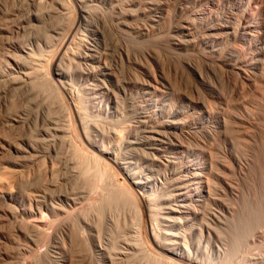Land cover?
<instances>
[{
	"label": "rangeland",
	"instance_id": "374dc122",
	"mask_svg": "<svg viewBox=\"0 0 264 264\" xmlns=\"http://www.w3.org/2000/svg\"><path fill=\"white\" fill-rule=\"evenodd\" d=\"M82 1L2 0L0 3V78L7 80L0 82V177L2 178V180L0 178V185L11 189L13 193L11 201L3 200L0 197V264H56V262L98 264L100 260L103 264H112L114 260L115 264H138L139 261V264H145L146 259L147 263L151 264L150 260H155L154 257H151L154 255H157L158 258L163 257V259L160 258L161 261H159L157 258L153 263L164 264L167 261L168 263L165 264H170L167 257L161 256L162 252L159 249L149 246L144 240L141 222L145 221L146 223V219L150 220L156 229L165 230L163 232L170 231V233L167 232V235L172 239L182 228L188 231L187 233L190 232V238L187 240L188 250L192 252L191 254H196L197 257H202L203 254L202 258H204L210 251L213 252V244L217 245V241L223 237L226 244L225 259L229 256L228 261L239 262L238 260L247 257L244 254L263 255L264 172L257 170L258 155L260 154V147L257 145L259 146L258 143L262 139L264 142V137L259 138L255 127L256 104L253 103L255 100L251 94L248 95L249 91L244 85L243 88L241 87L240 78H236L235 73L228 70L224 63L240 62L245 69L254 72L258 56L256 54L258 42L247 44L239 37H234L232 30L235 29V25V27L238 26L240 18H246V23L250 20L253 27L260 30L261 26L257 24L259 21L257 18L264 14V11L261 10H264V0H260L261 2L256 0V10L259 12L256 11L255 15L252 14L253 18L250 14L240 12L243 9L239 8L236 11L232 9L231 5L237 0ZM70 2H74L75 4L72 3L74 6L80 2L82 8L87 9V13L84 10L83 15L85 16L77 30L78 35L73 36L75 39L72 38L69 42L70 45L68 43L67 50L64 48L59 50L60 41L58 40H62L60 36L64 35L68 25L67 20L72 18L70 13H74L73 17L76 16V7ZM241 2L248 3V0L247 2L241 0ZM249 3H252V0H249ZM176 5L182 7L180 8L182 12L179 11L182 17L179 24L183 26L187 24L186 27L188 26L187 28L190 29L188 36L174 28L177 22V18L174 19ZM71 9L74 11L71 12ZM231 11L233 12L231 13ZM65 12H69L71 17L70 15L67 17ZM261 13L263 14L260 15ZM61 15L65 18L64 21ZM235 17L236 19L233 20ZM60 22L63 24L61 25ZM213 22H218L221 26L223 24L222 28L213 29V31L208 29L206 26ZM259 23L262 25V21ZM255 29L253 28L254 33ZM135 30L140 31L137 33ZM54 45L57 46L55 47L57 55L53 48ZM247 47L251 49L249 50ZM30 51L32 55H30ZM49 52H53L52 56L53 54L59 56L56 63L61 76L51 73L49 69L47 71L48 65L43 67V56L50 59ZM7 53H11V56L6 55ZM14 55L17 62L13 59ZM70 57L72 59L68 60ZM47 59L45 62H49ZM25 60L30 61V64L25 63ZM45 62L44 66L48 64ZM24 71L33 72L30 76L31 80L25 81L27 84L22 80ZM46 71L50 74L47 75ZM42 74L47 75L48 79ZM15 79L19 80H16L18 83L15 82ZM231 89L233 92L230 91ZM107 91L112 97L108 103ZM206 106L208 107L206 108ZM66 107L71 108L69 112H74L70 113L72 116H69V112H67L69 109ZM83 109L84 112H81ZM149 116H153V119L150 120ZM72 117L75 118V121ZM80 117L84 122L79 120ZM247 118L248 120H246ZM239 120H241L242 126ZM244 121L247 124H244ZM165 122L170 123L167 125ZM241 127L246 128L242 131ZM95 147H109L108 149L112 153L99 155ZM228 151L237 157H246L249 164L246 170L249 171L245 170L244 173L247 178L243 175L237 178L238 182L234 177L235 174L224 168L223 156ZM98 156L105 157L103 159H107L106 162L109 161L110 164H113V160L117 159L116 164L114 163V166L106 164ZM97 157L100 162L95 166L99 161ZM166 157L172 160L166 162ZM179 161L190 167L200 165L204 172L210 173V183L214 186L210 190L212 193L210 200L206 201L208 205H204L207 210L213 207L222 212V207L225 206L230 208L229 210L226 208L230 214L234 213H232L233 217L226 212L221 213L223 220L219 226H214L210 243L206 239V230L202 231V237L198 239V230L192 225L195 212L192 192V181L194 180L185 181L187 179L185 175H191L193 171L189 170L182 174L175 173V166ZM100 164H104L106 169L104 170L103 166L101 168ZM122 165L130 170L133 180L137 181L136 183L132 184L126 178L120 169ZM109 166L113 168L111 169ZM79 169L81 170L79 171ZM230 172L233 173V176ZM262 172L263 174H261ZM184 176L185 178L182 180L181 178ZM231 177H234V180ZM122 179L124 181L126 179L125 185ZM228 180L231 184L236 180L240 186L235 184L237 183L235 181L233 183L235 184L233 186H236L234 190H227L225 185L229 183ZM125 190L130 193L127 194ZM232 191L238 194L235 195L236 193ZM141 192L150 198L146 212L138 198L142 194ZM131 194L136 196L135 201L138 200L139 203L133 202L134 196H131L133 201L128 198ZM127 195L129 196L127 197ZM155 204L157 205L155 206ZM150 205L154 208L152 209ZM173 207L175 208L172 209ZM172 210H176V213H170ZM15 214L19 216L14 217ZM33 216L41 220L39 228L31 227L29 219L35 218ZM163 216L166 217L163 218ZM19 217H22L20 221ZM167 217L172 221L165 222ZM22 220L23 222H21ZM180 220L183 221L182 226L178 227ZM240 220L243 221L240 223ZM99 221L102 222L103 228ZM234 226L238 227L234 228ZM101 229L102 232L99 231ZM244 230L249 231L245 233ZM236 235L240 238H237ZM64 241L65 244H63ZM113 241L115 247L112 244ZM230 246L231 248H229ZM195 250L197 253L194 252ZM197 250L202 253L200 254ZM231 250L233 252H230ZM148 254H153L150 256V260ZM237 258L240 259L237 260Z\"/></svg>",
	"mask_w": 264,
	"mask_h": 264
},
{
	"label": "bare ground",
	"instance_id": "6f19581e",
	"mask_svg": "<svg viewBox=\"0 0 264 264\" xmlns=\"http://www.w3.org/2000/svg\"><path fill=\"white\" fill-rule=\"evenodd\" d=\"M1 1L2 0H0V3H1ZM27 1H29V0H27ZM66 1H68L69 2V0H66ZM77 1V0H76ZM84 1V0H83ZM82 1V2H83ZM122 1V0H121ZM196 1V0H195ZM207 1H209V0H207ZM258 1V0H257ZM257 1L256 0H252V3H249V0H248V3H243V2H241V0H237L236 2H233V4H232V2H231V7H232V9L234 10L235 9V11L237 10V9H243V11H241L240 10V12H243V13H247L248 15L250 14V16H252V14L253 15H255L254 13L256 12V11H258L259 12V10H256L257 9V6L255 5V3L257 4ZM13 2V1H12ZM11 2V3H12ZM39 2V1H38ZM57 2H58V0H57ZM62 2V1H61ZM212 2H214V1H212ZM246 2H247V0H246ZM251 2V1H250ZM259 2H261L260 0H259ZM263 2V1H262ZM22 3V2H21ZM39 3H41V2H39ZM49 3V2H48ZM66 3V2H65ZM71 4L72 3H74V2H70ZM69 3V4H70ZM85 3V2H84ZM88 3V2H87ZM98 3V2H97ZM183 3V2H182ZM215 3V2H214ZM42 4V3H41ZM70 4V5H71ZM75 4V3H74ZM74 4H72L73 6H74ZM77 5L76 6H74V7H76V16L75 17H73V14L72 13H70L71 15H72V18H71V20L69 21V20H67L68 21V23L65 21V23H67L68 25L66 26V29H65V32H64V35L62 36H60V38H62V40H58V41H60V44H59V50L61 49H66L67 50V48H66V46H68V43L72 40V38H73V36L75 35V34H77L78 35V32H77V30H79V27H80V25H81V23H82V20H83V18H84V16L85 15H83V13H84V10L85 9H83L82 8V5H81V3L80 2H77L76 3ZM83 4V3H82ZM253 4V5H252ZM261 4V3H260ZM39 5V4H38ZM83 5H86V4H83ZM118 5V4H117ZM230 5V4H229ZM262 5V4H261ZM260 5V6H261ZM42 6V5H41ZM68 6V5H67ZM5 7V6H4ZM14 7V6H13ZM39 7V6H38ZM37 7V8H38ZM45 7V6H44ZM65 7V6H64ZM92 7V6H91ZM229 7V6H228ZM227 7V8H228ZM262 7H263V5H262ZM6 8V7H5ZM31 8V7H30ZM29 8V9H30ZM69 8H72L71 6H69ZM112 8V7H111ZM180 8H182V7H179V6H175V8H174V19H176L177 18V22H176V24L174 25V28L175 29H178V30H180V31H182V32H184L185 33V35L186 36H188L189 34H190V29L189 28H187L186 27V25L185 26H183V25H180L179 24V21H181V16H180V14H179V11H180ZM14 9V8H13ZM54 9V8H53ZM73 9H75V8H73ZM99 9H100V7H99ZM99 9H98V11H99ZM231 9V10H232ZM260 9H261V7H260ZM20 10V9H19ZM36 10V9H35ZM40 10V9H39ZM55 10V9H54ZM53 10V11H54ZM165 10V9H164ZM181 10H183V9H181ZM262 10V12L264 11L263 9H261ZM48 11H50V10H48ZM71 12H73L72 11V9L70 10ZM87 11V9L85 10V12ZM226 11H227V9H226ZM56 12V11H55ZM101 12V11H100ZM138 12V11H137ZM180 12H182V11H180ZM202 12V11H201ZM233 11H231V13H232ZM65 13H67V12H65ZM69 13V12H68ZM66 14V16L67 17H69V15L70 14ZM87 13V12H86ZM108 13V12H107ZM102 14V13H101ZM229 14V13H228ZM259 14V13H258ZM263 13H261L260 15H262ZM29 15V14H28ZM63 15H64V12H63ZM63 15H61L62 17V20L63 19H65V18H63ZM71 15H70V17H71ZM182 15V14H181ZM230 15V14H229ZM18 16V15H17ZM66 16H64V17H66ZM97 16V15H96ZM109 16V15H108ZM112 16V15H111ZM165 16V15H164ZM234 16V15H233ZM249 16V17H250ZM263 16H264V14H263ZM262 16V17H263ZM231 17V16H230ZM237 17V16H236ZM236 17L233 19V20H235L236 19ZM262 17H260V18H257L260 22L262 21V25H261V23H259V21H258V23L257 24H260V26H261V29L260 30H256L255 29V27H253V24L252 23H250L248 20V23H246V18L245 19H242V18H240L239 19V17H238V19H239V22H238V26L237 27H235L234 26V28L235 29H233L232 31H233V35H234V37L236 36V37H239L240 39H242V41H244V42H246L247 44H251V42H255V41H257L258 42V48L256 49L257 50V53L256 54H258V56H257V58H256V62H255V70H254V72L252 73V72H250V71H248L247 69H245L244 67H243V65L241 66V63L240 62H235V61H233V62H222V63H224L225 64V66L227 67V69L228 70H230V71H232V72H234L235 73V77L237 78H240V82H241V87L243 88V85H244V87H246L247 89V91H249L248 92V95L249 94H251L252 95V97H253V99L255 100V102H253L254 104H256V112L254 113L255 114V118H256V123H255V127H256V129H257V133L259 134V138H262V137H264V26H263V22H264V17L262 18ZM108 18V17H107ZM233 18V17H232ZM251 18H253V16L251 17ZM59 19V18H58ZM184 19V18H183ZM5 20V19H4ZM61 20V22H63ZM86 20V19H85ZM231 20V19H230ZM135 21V20H134ZM183 21V20H182ZM252 21V20H251ZM11 22V21H10ZM60 22V23H61ZM96 22V21H95ZM235 21H233V23H234ZM236 23V22H235ZM63 23H61V25H62ZM85 24V23H84ZM184 24V23H183ZM256 24V23H255ZM53 25V24H52ZM96 25V24H95ZM109 25V24H108ZM138 25V24H137ZM165 25V24H164ZM171 25V24H170ZM222 26H223V24H222ZM222 26H221V24L220 23H218V22H213V23H209V25H207L206 27L208 28V29H211L212 31H213V29L215 30V29H217L218 30V28H222ZM259 26V25H258ZM257 26V27H258ZM99 27V26H98ZM108 27V26H107ZM115 27V26H114ZM56 28V27H55ZM61 28H63V26H61ZM64 28H65V26H64ZM224 28H227V27H224ZM230 28V27H229ZM228 28V29H229ZM253 28L255 29V33L253 32ZM61 30V29H60ZM115 30V29H114ZM217 30H216V32H217ZM63 31H64V29H63ZM101 31V30H100ZM106 31V30H105ZM112 31H113V29H112ZM137 33H138V31H140V30H135ZM134 31V32H135ZM103 32V31H102ZM135 32V33H136ZM211 32V31H210ZM209 32V33H210ZM215 32V33H216ZM225 32V31H224ZM229 32V31H228ZM227 32V33H228ZM113 33V32H112ZM60 34V33H59ZM142 34H143V32H142ZM14 35V34H13ZM25 35V34H24ZM30 35V34H29ZM105 35V34H104ZM176 35V34H175ZM192 35V34H191ZM232 35V36H233ZM3 36H5V35H3ZM55 36V35H54ZM231 36V37H232ZM78 37V36H77ZM233 37V38H234ZM163 38V37H162ZM238 38V39H239ZM56 39V38H55ZM59 39V38H58ZM73 39H75V38H73ZM126 39V38H125ZM229 39V38H228ZM237 39V38H236ZM237 39V40H238ZM54 40V39H53ZM106 40V39H105ZM114 40V39H113ZM7 41H9V40H7ZM42 41V40H41ZM57 41V42H58ZM74 41H76V40H74ZM74 41H73V43H74ZM91 42V41H90ZM116 42V41H115ZM9 43V42H8ZM28 43V42H27ZM32 43V42H31ZM72 43V42H71ZM78 43H79V41H78ZM245 43V44H246ZM4 44V43H3ZM29 44V43H28ZM27 44V45H28ZM75 44V43H74ZM83 44V43H82ZM84 44H85V42H84ZM255 44V43H254ZM253 44V46H255ZM32 45V44H31ZM69 45H70V43H69ZM78 45V44H77ZM94 45V44H93ZM86 46V45H85ZM100 46V45H99ZM247 46V45H246ZM253 46H250V47H253ZM257 46V45H256ZM3 47V46H2ZM34 47V46H33ZM55 47H57L56 45H54V47L53 48H55ZM87 47V46H86ZM24 48V47H23ZM46 48V47H45ZM53 48H51L52 50H53ZM70 48V47H69ZM88 48V47H87ZM248 48V47H247ZM255 48V47H254ZM30 49H32V48H30ZM34 49V48H33ZM51 49H49L50 51H51ZM83 49V48H82ZM115 49V48H114ZM119 49V48H118ZM249 49V48H248ZM251 49V48H250ZM249 49V50H250ZM1 50V49H0ZM26 50V49H25ZM24 50V51H25ZM57 49L55 48V51H56ZM58 50V52H61V51H59ZM111 50V49H110ZM113 50V49H112ZM155 50V49H154ZM253 50V49H252ZM54 51V52H55ZM83 51H85V50H83ZM148 51V50H147ZM35 52V51H34ZM44 52V51H43ZM65 52V51H64ZM86 52V51H85ZM120 52V51H119ZM245 52V51H244ZM243 52V53H244ZM50 53V59H49V57H48V59H49V62H47L48 64H46V62H45V59H47V57L45 58V55L43 56L44 57V62H45V66H44V62H42L43 63V67L45 68L47 65L49 66V68H47L46 67V70L47 71H51V73H53V74H56V75H58V76H61V74L59 73V70H58V68H57V63H56V60L57 59H59V56H56L58 53H57V51H56V55L55 54H53V56L51 55V53H53V52H49ZM72 53V52H71ZM79 53H80V51H79ZM99 53H101V52H99ZM161 53V52H160ZM221 53V52H220ZM11 54V53H10ZM10 54H6V55H9V56H11ZM19 54V53H18ZM29 54V53H28ZM34 54V53H33ZM87 54V53H86ZM112 54H115V53H112ZM118 54V53H117ZM116 54V55H117ZM162 54V53H161ZM30 55H32L31 54V51H30ZM30 55H28V56H30ZM63 55V54H62ZM96 55V54H95ZM166 55V54H165ZM238 55V54H237ZM15 56V55H14ZM80 56V55H79ZM87 56V55H86ZM90 56V55H89ZM94 56V55H93ZM96 56H99V55H96ZM101 56V55H100ZM109 56V55H108ZM111 56V55H110ZM114 56V55H113ZM119 56V55H118ZM147 56V55H146ZM160 56V55H159ZM181 56V55H180ZM243 56V55H242ZM24 57V56H23ZM33 58H34V56H32ZM41 57V56H40ZM43 57H41V58H43ZM61 57V56H60ZM81 57H82V55H81ZM106 57V56H105ZM116 57V56H115ZM197 57V56H196ZM2 58V57H1ZM21 58V57H20ZM30 58H31V56H30ZM39 58V57H38ZM40 58V60H43V59H41ZM62 58V57H61ZM101 58V57H100ZM130 58V57H129ZM128 58V59H129ZM14 60L16 59V56L13 58ZM26 59V58H25ZM47 59V60H48ZM69 59H72V57H70V58H68V60ZM75 59V58H74ZM114 59V58H113ZM116 59V58H115ZM173 59V58H172ZM181 59V58H180ZM222 59V58H221ZM238 59V58H237ZM242 59V58H241ZM3 60V59H2ZM9 60V59H8ZM17 60V59H16ZM15 60V62H17ZM19 60V59H18ZM26 60H28V59H26ZM25 60V63L27 62ZM30 60V59H29ZM112 60V59H111ZM249 60V59H248ZM73 61V60H72ZM104 61V60H103ZM230 61V60H229ZM236 61H238V60H236ZM241 61V60H240ZM7 62V61H6ZM11 62V61H10ZM19 62H20V60H19ZM30 61H28L27 63H29ZM33 62V61H32ZM78 62V61H77ZM99 62V61H98ZM124 62V61H123ZM171 62V61H170ZM207 62V61H206ZM242 62V61H241ZM67 63V62H66ZM69 63H71V61H69ZM198 63V62H197ZM219 63H221V61H219ZM240 63V64H239ZM18 64V63H17ZM21 64V63H20ZM30 64V63H29ZM28 64V65H29ZM142 64V63H141ZM6 65H8V63H6ZM10 65V64H9ZM61 65V64H60ZM72 65V64H71ZM222 65V64H221ZM31 66V65H30ZM105 66H106V64H105ZM117 66V65H116ZM149 66V65H148ZM224 66V65H223ZM11 67V66H10ZM19 67V66H18ZM29 67V66H28ZM32 67V66H31ZM43 67H42V69H43ZM60 67V66H59ZM62 67V66H61ZM3 68V67H2ZM71 68V67H70ZM98 68L100 69V67H99V65H98ZM126 68V67H125ZM150 68V67H149ZM198 68V67H197ZM41 69V70H42ZM49 69V70H48ZM61 69V68H60ZM94 70H95V68H93ZM153 69V68H152ZM175 69V68H174ZM216 69V68H215ZM22 70H23V68H22ZM154 70V69H153ZM27 71V70H26ZM44 71H45V69H44ZM43 71V72H44ZM46 71V73H47V75H48V73L49 72H47ZM57 71V72H56ZM96 71V70H95ZM124 71V70H123ZM227 71V70H226ZM22 72V71H21ZM25 72V71H24ZM23 72V73H24ZM29 72H31V71H28V72H25L24 74H23V78H22V80H23V82H28V80H31L30 79V76H31V74L34 72V70H33V72L32 73H29ZM40 72V71H39ZM92 72V71H91ZM223 72V71H222ZM1 73V72H0ZM42 73V72H41ZM125 73V72H124ZM136 73V72H135ZM150 73H151V71H150ZM199 73V72H198ZM202 73V72H201ZM227 73H228V71H227ZM13 74V73H12ZM19 74V73H18ZM43 74H45V73H43ZM42 74V75H43ZM50 74V73H49ZM129 74V73H128ZM133 74V73H132ZM11 75V74H10ZM21 75V74H20ZM36 75V74H35ZM35 75H32L33 77L35 76ZM41 75V76H42ZM47 75H43L44 77H46ZM168 75V74H167ZM231 75H233V74H231ZM37 76V75H36ZM42 76V77H43ZM143 76V75H142ZM201 76V75H200ZM209 76V75H208ZM223 76V75H222ZM1 77V76H0ZM10 77H12V76H10ZM20 77H22V75L20 76ZM71 77V76H70ZM136 77V76H135ZM202 77V76H201ZM211 77V76H210ZM235 77H234V79H235ZM15 78V75H14V77H13V79ZM41 78V77H40ZM47 79H48V77H46ZM52 77L50 76V79H51ZM10 79V78H9ZM12 79V80H13ZM46 79V80H47ZM117 79V78H116ZM4 79H2L1 80V78H0V82L1 81H3ZM6 80V79H5ZM4 80V81H5ZM19 81L18 79H15V82L16 83H18L17 81ZM39 80H41V79H39ZM53 80H54V78H53ZM61 80V79H60ZM59 80V81H60ZM125 80V79H124ZM129 80V79H128ZM131 80H132V78H131ZM192 80V79H191ZM3 81V82H4ZM7 81V80H6ZM14 81V80H13ZM52 81V80H51ZM62 81V80H61ZM126 81V80H125ZM185 81V80H184ZM237 81H238V79H237ZM11 82V81H10ZM25 82V83H26ZM29 82H32V81H29ZM56 82V81H55ZM54 82V83H55ZM239 82V83H240ZM85 83V82H84ZM238 83V84H239ZM6 84V83H5ZM27 84V83H26ZM57 84V83H56ZM60 84H63L62 82H60ZM146 84V83H145ZM197 84V83H196ZM215 84V83H214ZM228 84V83H227ZM10 85V84H9ZM24 85V84H23ZM22 85V86H23ZM55 85V84H54ZM225 85V84H224ZM100 86H102V85H100ZM27 87V86H26ZM60 87V86H59ZM59 87H57V88H59ZM105 87H106V85H105ZM154 87V86H153ZM66 88H67V86H66ZM65 88V89H66ZM109 87H107V89H108ZM125 88V87H124ZM156 88H158L157 87V85H156ZM173 88V87H172ZM4 89V88H3ZM6 89V88H5ZM56 89V88H55ZM245 89V88H244ZM243 89V90H244ZM31 90V89H30ZM72 90V89H71ZM109 90V89H108ZM242 90V89H241ZM3 91V90H2ZM111 91V90H110ZM174 91V90H173ZM231 92H233L232 91V89L230 90ZM246 91V92H247ZM58 92H59V90H58ZM63 92V91H62ZM103 92V91H102ZM105 92V91H104ZM108 92V91H107ZM106 92V94H107V103L108 102H110L111 101V99H112V97L110 96V94H109V92L107 93ZM116 92V91H115ZM118 92V91H117ZM73 93V92H72ZM14 94V93H13ZM81 94V93H80ZM99 94V93H98ZM204 94V93H203ZM224 94V93H223ZM15 95V94H14ZM14 95H12V96H14ZM64 95H65V93H64ZM100 95V94H99ZM70 96V95H69ZM115 96V95H114ZM61 97V96H60ZM73 97H74V95H73ZM81 97V96H80ZM162 97V96H161ZM175 97V96H174ZM227 97V96H226ZM251 97V98H252ZM75 98V97H74ZM95 98V97H94ZM96 98H98V97H96ZM195 98V97H194ZM204 98V97H203ZM20 99V98H19ZM72 99V98H71ZM103 99V98H102ZM119 99V98H118ZM123 99V98H122ZM26 100V99H25ZM65 100V99H64ZM68 100H70V99H68ZM76 100V99H75ZM100 100V99H99ZM117 100V99H116ZM192 100V99H191ZM245 100V99H244ZM73 101V100H72ZM91 101V100H90ZM98 101V100H97ZM193 101V100H192ZM245 101H247V100H245ZM70 102V101H69ZM242 102V101H241ZM17 103V102H16ZM76 103V102H75ZM75 103H74V105H75ZM106 103V104H107ZM232 103H234V102H232ZM250 103V102H249ZM206 104V103H205ZM210 104V103H209ZM213 104V103H212ZM1 105V104H0ZM6 105V104H5ZM13 105V104H12ZM70 105V104H69ZM78 105V104H77ZM117 105V104H116ZM246 105V104H245ZM15 106V105H14ZM132 106V105H131ZM228 106V105H227ZM19 107V106H18ZM70 107H72V106H70ZM76 107V106H75ZM88 107V106H87ZM101 107V106H100ZM208 106H206V108H207ZM211 107V106H210ZM22 108V107H21ZM66 108H68V107H66ZM245 108V107H244ZM69 109V108H68ZM67 109V110H68ZM71 109V108H70ZM70 109L67 111V112H69L70 111ZM77 109V108H76ZM75 109V110H76ZM98 109V108H97ZM210 109H213V108H210ZM246 109V108H245ZM247 109H248V107H247ZM78 110V109H77ZM96 110V109H95ZM103 110V109H102ZM0 111H1V109H0ZM43 111V110H42ZM72 111V110H71ZM241 111V110H240ZM249 111H250V109H249ZM23 112V111H22ZM65 112V111H64ZM81 112H84V109L83 110H81ZM254 112V111H253ZM70 113H74L73 111L72 112H69V116L71 115ZM80 113V112H79ZM149 113V112H148ZM222 113V112H221ZM234 113V112H233ZM250 113V112H249ZM18 114V113H17ZM122 114V113H121ZM38 115H39V113H38ZM80 115V114H79ZM83 115V114H82ZM224 115V114H223ZM246 115V114H245ZM247 115H248V113H247ZM72 116V115H71ZM73 116H74V114H73ZM86 116V115H85ZM249 116V115H248ZM247 116V117H248ZM12 117V116H11ZM33 117V116H32ZM48 117V119H49V116H47ZM52 117V116H51ZM88 117V116H87ZM246 117V116H245ZM22 118V117H21ZM30 118V117H29ZM72 118H74V117H72ZM71 118V119H72ZM81 118V117H80ZM79 118V120H82V118L80 119ZM84 118V117H83ZM148 118H150V120H152L153 119V116H149ZM155 118V117H154ZM252 118V117H251ZM36 119V118H35ZM67 119H69V120H71L70 118H67ZM87 119V118H86ZM100 119V118H99ZM242 119H244V118H242ZM14 120H17V119H14ZM19 120V119H18ZM34 120V119H33ZM68 120V121H69ZM89 120V119H88ZM246 120H248V118L246 119ZM12 121V120H11ZM37 121V120H36ZM55 121V120H54ZM74 121H75V118H74ZM87 121V120H86ZM94 121V120H93ZM241 120H239V122H240ZM3 122V121H2ZM8 122V121H7ZM6 122V123H7ZM82 122H84L83 120H82ZM90 122V121H89ZM96 122V121H95ZM251 122V121H250ZM249 122V123H250ZM253 122V121H252ZM251 122V123H252ZM13 123V122H12ZM35 123H39V122H35ZM54 123V122H53ZM55 123H56V121H55ZM127 123V122H126ZM168 123H170V122H165V124H167V125H169ZM248 123V124H249ZM30 124V123H29ZM70 124H71V121H70ZM115 124V123H114ZM244 124H247V123H245V121H244ZM243 124V125H244ZM4 125V124H3ZM38 125V124H37ZM48 125V124H47ZM53 125V124H52ZM102 125V124H101ZM231 125V124H230ZM240 125L242 126V122H240ZM35 126V125H34ZM118 126V125H117ZM248 126V125H247ZM246 126V127H247ZM3 127V126H2ZM29 127V126H28ZM42 127V126H41ZM57 127V126H56ZM59 127V126H58ZM114 127V126H113ZM112 127V128H113ZM233 127V126H232ZM237 127V126H236ZM246 127H241V129H242V131H244L245 130V128ZM17 128V127H16ZM103 128V127H102ZM29 129H30V127H29ZM50 129V128H49ZM24 130V129H23ZM32 130V129H31ZM37 130V129H36ZM47 130V129H46ZM114 130V129H113ZM119 130V129H118ZM3 131V130H2ZM116 131V130H115ZM114 131V132H115ZM120 131V130H119ZM154 131V130H153ZM32 132V131H31ZM165 132V131H164ZM184 132V131H183ZM244 133H247V132H244ZM241 134V133H240ZM178 135V134H177ZM181 135V134H180ZM245 135V134H244ZM56 136V135H55ZM61 136V135H60ZM63 136V135H62ZM139 136V135H138ZM147 136V135H146ZM213 136V135H212ZM38 137V136H37ZM213 138V137H212ZM22 139V138H21ZM244 139V138H243ZM7 140V139H6ZM16 140H17V138H16ZM15 140V141H16ZM50 140V139H49ZM133 140V139H132ZM189 140V139H188ZM212 140V139H211ZM261 140V139H260ZM55 141V140H54ZM126 141V140H125ZM180 141V140H179ZM190 141V140H189ZM255 141V140H254ZM262 141H263V139H262ZM259 142L258 144H259V146L257 145V147H260V150H259V152H260V154L258 155V153H257V155H258V169L257 170H259V171H263L264 172V142ZM114 142V141H113ZM183 142V141H182ZM219 142V141H218ZM244 142V141H243ZM180 143H181V141H180ZM188 143H190V142H188ZM10 144V143H9ZM15 144V143H14ZM17 144V143H16ZM46 144V143H45ZM69 144V143H68ZM97 144V143H96ZM103 144V143H102ZM174 144V143H173ZM211 144V143H210ZM209 144V145H210ZM245 144H247V143H245ZM34 145V144H33ZM70 145H71V143H70ZM119 145V144H118ZM212 145H213V143H212ZM212 145H210L211 147H212ZM235 145H236V143H235ZM210 146H208L209 148H211ZM239 146V145H238ZM135 147V146H134ZM192 147V146H191ZM248 147V146H247ZM256 147V148H257ZM96 148V150H97V152H98V154L99 155H109V154H111L112 152H111V150L110 149H108V148H104V147H95ZM131 148V147H130ZM136 148V147H135ZM166 148V147H165ZM217 148V147H216ZM253 148V147H252ZM16 150V149H15ZM95 150V151H96ZM128 150V149H127ZM137 150V149H136ZM90 151H94V150H90ZM123 151V150H122ZM207 151V150H206ZM49 152V151H48ZM119 152V151H118ZM258 152V151H257ZM56 153V152H55ZM94 153H96V152H94ZM149 153V152H148ZM183 153V152H182ZM5 154V153H4ZM97 154V153H96ZM145 154V153H144ZM255 154H256V151H255ZM92 155V154H91ZM116 155V154H115ZM20 156V155H19ZM65 156V155H64ZM73 156V155H72ZM71 156V157H72ZM145 156V155H144ZM170 156V155H169ZM172 156V155H171ZM219 156V155H218ZM44 157V156H43ZM98 157H100V156H98ZM97 157V158H98ZM244 156H242V158H240V157H237V156H235V155H233V154H231L229 151L228 152H225L224 153V156H223V160H224V162H225V166H224V168H226V169H228L229 171L231 170V172H233L234 174H235V179L237 180V178H239V177H242L243 175V177H246L247 178V176H245V173H244V171L246 170V168H247V165H249L248 163H247V160H246V157L245 158H243ZM45 158V157H44ZM103 159V158H105V157H100V159ZM114 158H116L115 156H114ZM168 157H166V162H170L172 159H167ZM248 158V160H249V157H247ZM40 159V158H39ZM66 159V158H65ZM73 159H75V158H73ZM101 159V160H102ZM113 159V158H112ZM121 159V158H120ZM33 160V159H32ZM55 160H57V159H55ZM97 160H99V158L97 159ZM104 160V162L106 163V164H109V165H112V166H114L113 164L115 163L116 164V160L117 159H114L113 160V164L111 163H108V162H106L107 161V159L105 160V159H103ZM152 160V159H151ZM181 160V159H180ZM198 160V159H197ZM211 160H212V157H211ZM69 161V160H68ZM141 161V160H140ZM55 162V161H54ZM76 162V161H75ZM98 162V163H97ZM94 165L95 166H97L98 164H99V162H100V160L99 161H97ZM112 162V161H111ZM122 162V161H121ZM125 162V161H124ZM162 162H164V163H166L165 161H162ZM212 162V161H211ZM252 162H253V160H252ZM256 162V163H257ZM34 163V162H33ZM46 163V162H45ZM53 163V162H52ZM62 163V162H61ZM78 163V162H77ZM104 163V164H105ZM127 163V162H126ZM79 164V163H78ZM104 164H100L101 166V168H102V166L104 165ZM105 164V166H106V168H108L107 167V165ZM169 164V163H168ZM215 164V163H214ZM251 164H253V163H251ZM46 165V164H45ZM164 165V164H163ZM255 165V164H254ZM6 166V165H5ZM32 166V165H31ZM55 166H57V165H55ZM105 166H103L104 168V170L106 169L105 168ZM173 166V165H172ZM215 166V165H214ZM253 166V165H252ZM251 166V167H252ZM4 167V166H3ZM75 167V166H74ZM99 167V166H98ZM97 167V168H98ZM99 167V168H100ZM176 168H175V173L177 172L178 174H182L183 172H189V170H192L193 171V173L190 175V174H188V175H190V176H188V175H185L186 176V180L185 181H190V180H194V181H192L193 182V188H192V192H193V203H194V207L193 208H195L194 210H195V212L193 213V216H194V223L192 224V225H194V228L196 227L197 228V230H198V239H200L202 236H201V233H202V231L205 229L206 230V232H207V235H206V239H207V242L208 243H210L211 241H212V238H211V235H213V231L212 230H214V226L215 225H218L219 226V224H221V221L223 220V217H222V215H221V213L223 212V213H225L226 212V214H230V212H228V210L230 209V208H228V207H225V206H223L222 207V212H220V211H218V210H216L215 208H210V209H208L207 210V208H205L204 207V205L205 204H207V200H210L209 198H210V194H212V193H210V190L213 188V184H211L210 183V178H209V174L207 173V172H204L203 171V169H202V167L200 166V165H197V166H195V167H190L189 165H187V164H185V163H183L182 161H179L177 164H176V166H175ZM218 167V166H217ZM249 167V166H248ZM256 167V166H255ZM5 168V167H4ZM67 168V167H66ZM96 168V167H95ZM101 168H100V170H101ZM109 168H113V167H110L109 166ZM116 168V167H115ZM6 169V168H5ZM45 169H47V168H45ZM89 169V168H88ZM120 169L122 170V172L124 173V175L126 176V178L133 184V183H136L137 181H134L133 180V178H132V175H131V172H130V170L128 169V168H126L125 166H120ZM2 170V169H1ZM11 170V169H10ZM74 170H76V169H74ZM78 170V169H77ZM81 169H79V171H80ZM90 170V169H89ZM20 171V170H19ZM30 171V170H29ZM98 171H99V169H98ZM97 171V172H98ZM246 171H249V170H246ZM14 172V171H13ZM100 172V171H99ZM105 172V171H104ZM116 172V171H115ZM119 172V171H118ZM224 172V171H223ZM230 172V173H231ZM258 172V171H257ZM263 172L261 173V174H263ZM45 173V172H44ZM52 173V172H51ZM81 173H83V172H81ZM103 173V172H102ZM107 173V172H106ZM185 173V174H186ZM218 173V172H217ZM233 173H231V175L233 174ZM16 174V173H15ZM99 174H101V173H99ZM113 174V173H112ZM118 174V173H117ZM219 174V173H218ZM47 175V174H46ZM66 175V174H65ZM102 175V174H101ZM104 175V174H103ZM102 175V176H103ZM106 175V174H105ZM116 175V174H115ZM120 175V174H119ZM165 175V174H164ZM1 176H2V174H1ZM40 176V175H39ZM45 176V175H44ZM83 176H84V174H83ZM111 176V175H110ZM158 176V175H157ZM160 176V175H159ZM181 176V175H180ZM185 176L184 177H182L181 179L182 180H184V178H185ZM233 176V175H232ZM262 176V175H261ZM3 177V176H2ZM68 177V176H67ZM109 177V176H108ZM120 177V176H119ZM118 177V178H119ZM122 177V176H121ZM155 177V176H154ZM225 177H227V176H225ZM234 177L232 178L233 180H234ZM260 177V176H259ZM1 178V177H0ZM6 178V177H5ZM29 178V177H28ZM48 178V177H47ZM80 178V177H79ZM78 178V179H79ZM113 178V177H112ZM117 178V177H116ZM146 178V177H145ZM157 178V177H156ZM155 178V179H156ZM163 178H165V177H163ZM253 178V177H252ZM7 179V178H6ZM39 179V178H38ZM45 179V178H44ZM1 180H2V178H1ZM99 180H101V179H99ZM104 180V179H103ZM116 180V179H115ZM123 180V179H122ZM150 180V179H149ZM162 180V179H161ZM231 180V179H230ZM235 180V181H236ZM9 181V180H8ZM26 181V180H25ZM42 181V180H41ZM155 181V180H154ZM229 181V180H228ZM235 181H232V184H231V182L229 181V183L228 184H226L225 185V187H226V189L227 190H230L231 191V189L232 190H234V188L236 187H234L233 185H235V184H238L239 185V181L237 182V183H235ZM243 181V180H242ZM241 181V182H242ZM19 182V181H18ZM40 182V181H39ZM47 182V181H46ZM126 182V179H125V181L123 180V183H124V185L126 184L125 183ZM156 182V181H155ZM212 182H213V180H212ZM223 182V181H222ZM57 183V182H56ZM121 183V182H120ZM233 183H235V184H233ZM7 184H8V182H7ZM14 184V183H13ZM155 184V183H154ZM223 184V183H222ZM4 185V184H3ZM66 185V184H65ZM98 185V184H97ZM114 185V184H113ZM120 185V184H119ZM121 185H123V184H121ZM128 185H130V184H128ZM153 185V184H152ZM22 186V185H21ZM26 186V185H25ZM39 186V185H38ZM60 186V185H59ZM102 186V185H101ZM211 186V187H210ZM216 187H217V185H215ZM240 186V185H239ZM11 187V186H10ZM146 187V186H145ZM29 188V187H28ZM38 188V187H37ZM49 188V187H48ZM67 188V187H66ZM128 188V187H127ZM238 188V187H237ZM63 189V188H62ZM124 189V188H123ZM131 189V188H130ZM225 189V190H226ZM84 190V189H83ZM121 190V189H120ZM45 191V190H44ZM61 191V190H60ZM126 191V190H125ZM128 191H131V190H128ZM237 191H239V190H237ZM32 192V191H31ZM31 192H29V193H31ZM73 192V191H72ZM84 192V191H83ZM87 192V191H86ZM127 192V191H126ZM134 193H135V191H133ZM226 192V191H225ZM232 192H235V191H232ZM231 192V193H232ZM63 193V192H62ZM88 193H89V191H88ZM130 192H127V194H129ZM134 193H132V194H134ZM142 193V192H141ZM230 193V192H229ZM236 193V192H235ZM130 195V197H128L129 195H127V197L129 198V199H131L134 195ZM136 194V193H135ZM146 194V193H145ZM220 194V193H219ZM238 193H236L235 195H237ZM240 194V193H239ZM30 195V194H29ZM39 195V194H38ZM81 195V194H80ZM98 195V194H97ZM188 195H189V193H188ZM235 195H232V196H235ZM132 196V197H131ZM139 196V195H138ZM152 196V195H151ZM231 196V197H232ZM0 197L1 198H3V200L5 199V200H8V201H11L12 200V198H13V193L11 192V189H9V188H4V187H1V185H0ZM136 196H134V198H135ZM213 197V196H212ZM239 197V196H238ZM31 198H32V196H31ZM72 198V197H71ZM133 198V199H134ZM138 198H140V200L139 201H141L142 202V204H143V207L145 208L144 209V211L146 212L147 210L146 209H148V207H147V205L149 204V200H150V198L149 197H146L145 195H143V193L138 197ZM218 198V197H217ZM235 198V197H234ZM29 199V198H28ZM153 199H154V197H153ZM236 199V198H235ZM253 199V198H252ZM36 200V199H35ZM132 200V199H131ZM136 200V198L134 199V201L133 202H137V203H139L138 202V200L137 201H135ZM246 200V199H245ZM32 201H33V199H32ZM46 201V200H45ZM86 201V200H85ZM84 201V202H85ZM223 201V200H222ZM140 202V203H141ZM151 202V201H150ZM30 203V202H29ZM91 203V202H90ZM152 203H153V201H152ZM152 203H151V205H152ZM238 203V202H237ZM52 204V203H51ZM97 204V203H96ZM175 204V203H174ZM190 204V203H189ZM220 204V203H219ZM250 204V203H249ZM33 205V204H32ZM54 205V204H53ZM62 205V204H61ZM86 205H88V204H86ZM86 205H85V207H86ZM136 205H138V204H136ZM150 205V206H151ZM157 204H155V206H156ZM176 205H177V203H176ZM208 205V204H207ZM231 205V204H230ZM252 205V204H251ZM80 206V205H79ZM139 207H141L140 205H138ZM184 206V205H183ZM3 207V206H2ZM152 207V209L154 208V206H151ZM151 207H149V209H151ZM171 207V206H170ZM185 207H187V206H185ZM211 207V206H210ZM234 207V206H233ZM8 208H9V206H8ZM39 208V207H38ZM53 208H55V206H53ZM63 208V207H62ZM175 207H173L172 209H174ZM226 208H228V210L226 209ZM236 208V207H235ZM34 209V208H33ZM51 209V208H50ZM76 209V208H75ZM141 209V208H140ZM233 209V208H232ZM264 209V208H263ZM26 210V209H25ZM86 210V209H85ZM142 210V209H141ZM164 210V209H163ZM178 210V209H177ZM254 210V209H253ZM55 211V210H54ZM66 211V210H65ZM73 211V210H72ZM139 211V210H138ZM176 211V210H175ZM175 211H170V213H173V214H175L176 212ZM233 211V210H232ZM231 211V212H232ZM262 211V210H261ZM35 212V211H34ZM69 212V211H68ZM84 212V211H83ZM82 212V213H83ZM91 212V211H90ZM141 212V211H140ZM175 212V213H174ZM253 212V211H252ZM43 213V212H42ZM41 213V214H42ZM71 213V212H70ZM144 213V212H143ZM150 213H151V211H150ZM184 213V212H183ZM233 213V212H232ZM232 213L230 214L231 216H232ZM263 213V212H262ZM69 214V213H68ZM234 214V213H233ZM254 214V213H253ZM18 215V214H17ZM16 214H15V216L14 217H16L17 216ZM95 215H96V213H95ZM98 215V214H97ZM151 215V214H150ZM244 215V214H243ZM256 215V214H255ZM8 216V215H7ZM13 216V215H12ZM19 216V215H18ZM17 216V217H18ZM186 216V215H185ZM258 216V215H257ZM260 216V215H259ZM13 217V218H14ZM16 217V218H17ZM33 217H35V216H33ZM40 217V216H39ZM42 218L41 219H43V216H41ZM146 217V216H145ZM160 217V216H159ZM166 216H163V218H165ZM225 217V216H224ZM233 217V216H232ZM240 217V216H239ZM262 217V216H261ZM16 218H14V219H16ZM154 218V217H153ZM183 218V217H182ZM264 218V217H263ZM19 219V221H20V219H22V217L20 218H18ZM49 219V218H48ZM94 219V218H93ZM97 219V218H96ZM143 219V218H142ZM151 219H152V216H151ZM179 219H181V218H179ZM186 219V218H185ZM80 220V219H79ZM99 220H101L100 218H99ZM109 220V219H108ZM113 220V219H112ZM154 221H155V219H153ZM182 220V219H181ZM180 220V221H181ZM225 220H226V218H225ZM245 220V219H244ZM250 220V219H249ZM15 221H17L18 222V220L16 219ZM55 221V220H54ZM86 221V220H85ZM98 221V219L96 220V222ZM117 221V220H116ZM158 221V220H157ZM167 221V223L168 222H171L172 220H169L168 219V217H167V219L165 220V222ZM243 221V220H242ZM241 220H240V223L242 222ZM254 221V220H253ZM264 221V220H263ZM21 222H23V220L21 221ZM21 222H20V224H21ZM68 222V221H67ZM100 222V224L102 225V222L101 221H99ZM140 221H138V224H140L139 223ZM182 222L183 221H181L179 224H178V227H181L182 226ZM246 222V221H245ZM250 222V221H249ZM16 223V222H15ZM27 223H28V221H27ZM26 223V224H27ZM29 223H30V225H31V227L32 226H34V227H37V228H39V226H40V224H41V220H39V219H37L36 217L35 218H32V219H29ZM46 223V222H45ZM48 223V222H47ZM55 223V222H54ZM93 223H94V221H93ZM109 223V222H108ZM107 223V224H108ZM136 223V222H135ZM164 223V222H163ZM173 223V222H172ZM256 223V222H255ZM106 224V225H107ZM141 224L143 225V227L141 228V232H142V236H143V238H144V240L147 242V244L149 245V246H154V247H156L157 249H159L161 252H162V255L161 256H163L164 255V257H167L169 260V262H170V264H264V253H263V255H249V254H244V255H247V257H245V258H243L242 256H240L241 258H243L242 260L240 259V258H237V260L238 259H240V260H238L239 262H236V263H234L235 261H228L229 259H228V257H226L227 259H225V251H226V244H225V242L223 241V238L221 239L220 238V240L219 241H217L218 243H217V245L216 244H213V246H214V248L212 249V250H214L213 252L212 251H210V253L208 254V255H206L204 258H202L203 257V254H202V257H197L196 256V254L195 255H193V254H191L192 252H190L188 249V246H187V240H188V238H190V232L189 233H187L188 231H186V230H183V228H182V230L181 231H178L177 232V235H175V237H174V239H172L171 238V236H169V235H167V232H168V230H167V232H163V231H165V230H163V231H160V230H158V229H156L155 227H154V225L150 222V220H147L146 219V223H145V221L143 222H141ZM161 224V223H160ZM239 224V223H238ZM243 224V223H242ZM241 224V225H242ZM246 224H248V223H246ZM263 224V223H262ZM100 225V226H101ZM137 225V224H136ZM156 225V224H155ZM163 225V224H162ZM169 225V224H168ZM237 225V224H236ZM51 226H52V222H51ZM66 226V225H65ZM98 226V225H97ZM113 226V225H112ZM125 226V225H124ZM139 226V225H138ZM158 226V225H157ZM170 226V225H169ZM239 226V225H238ZM238 226H236V227H238ZM243 226V225H242ZM53 227V226H52ZM96 227V226H95ZM114 227V226H113ZM139 227H141V226H139ZM171 227H172V225H171ZM174 227V226H173ZM235 226H234V228H236ZM255 227V226H254ZM25 228H26V226H25ZM102 228H103V225H102ZM126 228V227H125ZM138 228V227H137ZM162 228V227H161ZM202 228V230H200ZM233 228V227H232ZM240 228V227H239ZM248 228V227H247ZM258 228V227H257ZM261 228V227H260ZM263 228V227H262ZM48 229V228H47ZM49 229H50V226H49ZM110 229H111V227H110ZM163 229V228H162ZM161 229V230H162ZM170 229H172V228H170ZM185 229V228H184ZM227 229V228H226ZM259 229V228H258ZM264 229V228H263ZM44 230H46L45 228H44ZM85 230V229H84ZM189 230V229H188ZM193 230V229H192ZM237 230V229H236ZM246 230V229H245ZM244 230V231H245ZM253 230V229H252ZM99 231H101L102 232V229L101 230H99ZM98 231V232H99ZM113 231V230H112ZM117 231V230H116ZM135 231V230H134ZM241 231H243V230H241ZM240 231V232H241ZM249 231V230H248ZM248 231H245V233H248ZM256 231V230H255ZM264 231V230H263ZM106 232V231H105ZM114 232V231H113ZM174 232V231H173ZM217 232V231H216ZM234 232V231H233ZM235 232H237V231H235ZM71 233V232H70ZM168 233H170V231L168 232ZM204 233V232H203ZM244 233V234H245ZM262 233H264V232H262ZM30 234V233H29ZM35 234V233H34ZM47 234V233H46ZM49 234H50V232H49ZM171 234H172V230H171ZM220 234V233H219ZM225 234V233H224ZM112 236H113V234H111ZM261 235V234H260ZM262 235H264V234H262ZM261 235V236H262ZM62 236H63V234H62ZM141 236V237H142ZM177 236H178V238H177ZM48 237V236H47ZM71 237V236H70ZM74 237V236H73ZM107 237V236H106ZM119 237V236H118ZM117 237V238H118ZM236 237H237V235H236ZM239 237V236H238ZM237 237V238H238ZM254 237V236H253ZM264 237V236H263ZM58 238V237H57ZM112 238V237H111ZM113 238H116V237H113ZM140 238V237H139ZM142 238V239H143ZM240 238V237H239ZM64 239V238H63ZM196 239V238H195ZM194 239V240H195ZM236 239V238H235ZM104 240V239H103ZM118 240V239H117ZM222 240V241H221ZM4 241V240H3ZM72 241V240H71ZM75 241V240H74ZM74 241H73V243H74ZM99 241V240H98ZM116 241V240H115ZM234 241H236V240H234ZM239 241V240H238ZM238 241H236V242H238ZM45 242V241H44ZM114 242V241H113ZM195 243H196V241H195ZM202 243V242H201ZM44 244V243H43ZM63 244H65V241H64V243ZM100 244V243H99ZM113 245L115 244V242L114 243H112ZM119 244V243H118ZM193 244V246H194V243H192ZM234 244H235V242H234ZM250 244V243H249ZM35 245H37V244H35ZM68 245V244H67ZM75 245V244H74ZM197 246L199 245V243L198 244H196ZM233 245V244H232ZM97 246V245H96ZM131 246V245H130ZM192 246V247H193ZM212 246V247H213ZM250 246V245H249ZM43 247V246H42ZM42 247H40V248H42ZM111 247V246H110ZM114 247H115V245H114ZM113 247V248H114ZM145 247V246H144ZM196 247V246H195ZM47 248V247H46ZM66 248V247H65ZM70 248H71V246H70ZM70 248H69V250H70ZM197 248V247H196ZM229 248H231V246L229 247ZM236 248V247H235ZM248 248V247H247ZM259 248V247H258ZM112 249V248H111ZM115 249V248H114ZM113 249V250H114ZM143 249V248H142ZM206 249V248H205ZM233 249V248H232ZM240 250L242 249V248H239ZM251 249V248H250ZM144 250H145V248H144ZM207 250V249H206ZM234 250H236V249H234ZM239 250V251H240ZM248 250V249H247ZM255 250H256V248H255ZM254 250V251H255ZM39 251H41V250H39ZM72 251V250H71ZM87 251V250H86ZM198 251V250H197ZM228 251V250H227ZM8 252V251H7ZM59 252V251H58ZM88 252V251H87ZM111 252V251H110ZM124 252V251H123ZM148 252V251H147ZM195 253H197L196 252V250L194 251ZM199 253H200V251H198ZM207 252V251H206ZM229 252V251H228ZM228 252H226V253H228ZM230 252H233L232 250L230 251ZM264 252V251H263ZM24 253V252H23ZM118 253V252H117ZM202 253V252H201ZM200 253V254H201ZM248 253V252H247ZM259 253V252H258ZM9 254V253H8ZM30 254V253H29ZM71 254V253H70ZM72 254H74L73 252H72ZM71 254V255H72ZM92 254V253H91ZM90 254V255H91ZM110 254V253H109ZM124 254V253H123ZM231 254V253H230ZM234 254V253H233ZM260 254V253H259ZM113 255V254H112ZM115 255V254H114ZM119 255V254H118ZM133 255V254H132ZM149 255V254H148ZM151 255H153V254H151ZM151 255H149L148 256V259L149 258H151V257H154V259L156 260L158 257H156L155 255L154 256H151ZM239 255V254H238ZM238 255H236V256H238ZM243 255V256H244ZM249 255V256H248ZM73 256V255H72ZM76 256V255H75ZM128 256V255H127ZM151 256V257H150ZM158 256H160V255H158ZM74 257V256H73ZM119 257V256H118ZM156 257V258H155ZM231 257H232V255H231ZM4 258V257H3ZM72 258V257H71ZM91 258V257H90ZM117 258V257H116ZM120 258V257H119ZM127 258V257H126ZM125 258V259H126ZM128 258H129V256H128ZM140 258V257H139ZM161 259H163V257H160ZM160 258H158L157 260H159ZM26 259V258H25ZM73 259H75V258H73ZM113 259H114V257H113ZM133 259V258H132ZM232 259V258H231ZM79 260H81V259H79ZM90 260V259H89ZM92 260V259H91ZM112 260V259H111ZM150 260V259H149ZM155 260L154 261H152V260H150L152 263L153 262H155ZM234 260V259H233ZM143 261H144V258H143ZM159 261H161V260H159ZM164 261V260H163ZM24 262V261H23ZM135 262V261H134ZM167 262V261H166ZM166 262H164V264L166 263ZM79 263V262H78ZM114 264H115V260H114V262H113ZM112 263V264H113ZM139 263H140V261H139ZM138 263V264H139ZM141 263H143L142 261H141ZM145 264H148L147 263V259H146V262H144ZM151 263V264H152ZM157 263V262H156ZM156 263H153V264H156ZM160 262H158L157 264H159ZM168 263V262H167ZM25 264V263H24ZM56 264H64L63 262H56ZM81 264H83V263H81ZM91 264V263H90ZM98 264H103L102 263V261L100 260L99 261V263ZM109 264V263H108ZM136 264V263H135Z\"/></svg>",
	"mask_w": 264,
	"mask_h": 264
}]
</instances>
